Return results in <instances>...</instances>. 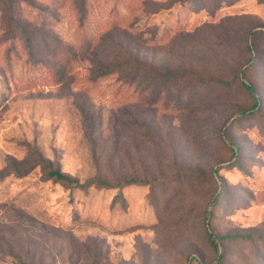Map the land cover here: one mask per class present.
Segmentation results:
<instances>
[{
    "label": "rangeland",
    "instance_id": "1",
    "mask_svg": "<svg viewBox=\"0 0 264 264\" xmlns=\"http://www.w3.org/2000/svg\"><path fill=\"white\" fill-rule=\"evenodd\" d=\"M31 165L0 264H264V0H0V171Z\"/></svg>",
    "mask_w": 264,
    "mask_h": 264
},
{
    "label": "trees",
    "instance_id": "2",
    "mask_svg": "<svg viewBox=\"0 0 264 264\" xmlns=\"http://www.w3.org/2000/svg\"><path fill=\"white\" fill-rule=\"evenodd\" d=\"M25 32V31H24ZM27 33V32H25ZM29 34V33H27ZM116 67L119 68V65L115 66V67H111V68H104L102 69L100 72H99V76H104L106 74H109L113 71L116 70ZM247 88L252 92V94L254 95L255 97V101L252 105V107L248 110H245V111H242V113L244 114H247V113H250L252 111H254L255 108H257L259 106V101L258 99L256 98V94H255V91H254V88L253 86L251 85H246ZM41 166L42 168L44 169L45 171V177L48 178V179H52L54 181H59V182H62V183H66V184H74V185H77V186H80V187H84V186H87L89 184H93V183H97V184H100V185H103V186H109V187H117V186H120V184H122L121 182H118V183H110L108 181H105L103 179H99V178H96L95 181L94 179H90L89 181H87L86 183H80V181L76 178H74L72 175H70L69 173L65 172L64 170H62V168L60 167H53L51 164L49 163H41ZM34 166H27V167H18V166H11V167H6L4 169H2L0 171V181L3 180L5 177L11 175V174H15V175H19V176H22V175H25L27 173H29L32 169H33ZM132 182H135L134 179L132 180H126L124 183H132ZM219 200V197L218 199ZM247 236L246 235H241V234H228V235H224L222 237V239H225V238H232V239H240L241 237H245ZM208 240L209 242L211 243V245L214 247L215 251H216V254H217V264H226L223 260L224 258V254L223 252L220 250L219 248V243L217 242L216 240V237L212 234V233H208Z\"/></svg>",
    "mask_w": 264,
    "mask_h": 264
}]
</instances>
